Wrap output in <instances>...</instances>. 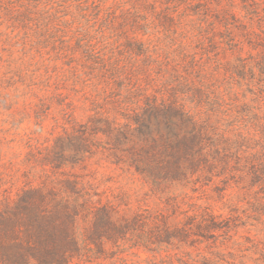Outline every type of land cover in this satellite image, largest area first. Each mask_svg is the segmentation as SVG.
Instances as JSON below:
<instances>
[{
    "label": "trees",
    "instance_id": "16d2710c",
    "mask_svg": "<svg viewBox=\"0 0 264 264\" xmlns=\"http://www.w3.org/2000/svg\"><path fill=\"white\" fill-rule=\"evenodd\" d=\"M3 1L0 12L22 9L46 26L48 38L60 42L56 47L53 42L56 53H82L88 70L81 68L76 79L82 83L89 76L105 90L90 101L83 122L74 117L75 105L57 93L62 130L52 138L36 139L30 150L35 163L30 171L41 167L46 176L42 185L29 181L15 198L0 199V264H79L102 257L108 244L121 252L136 248L156 256L183 245L230 239V231L246 222L238 208H230L224 216L208 205L179 201L172 195L165 197L164 209L123 213L118 198L103 201L105 191L91 174L66 170L83 167L86 158L98 155L132 169L160 194L172 185H190L193 192L210 187L223 198L227 187L234 186L248 194L247 202L255 212L264 214V50L259 56L238 58L229 68V78L249 79L247 85L257 89H252L251 100L262 103H242L238 110L233 108L237 94L231 87L218 91L222 83L210 82L205 67L210 57L203 54L214 53L217 45L206 48L200 24L195 32L178 31L154 20L136 22L143 35H163L142 40L133 37V7L116 15L104 7V0H21L19 5L6 0V7ZM143 2V9L150 6L155 11L154 4ZM240 3L246 21L239 25L249 34L248 42L255 38L264 49V0ZM170 4L165 7L166 17L177 27L179 19L172 15L176 5ZM228 5L234 7V0ZM196 12L201 14L200 9ZM78 17L97 24L96 34L87 33ZM218 21L228 29L240 18L225 9ZM254 22L259 32L250 29ZM43 106L49 108L45 101ZM28 138L27 143L35 137ZM181 202L189 207L182 209ZM174 214L183 216L178 224L169 221ZM185 253L188 258L177 260L196 264ZM227 254L232 258L225 260L227 264H247L241 258L235 262L232 252ZM163 262L146 260L147 264Z\"/></svg>",
    "mask_w": 264,
    "mask_h": 264
},
{
    "label": "rangeland",
    "instance_id": "374dc122",
    "mask_svg": "<svg viewBox=\"0 0 264 264\" xmlns=\"http://www.w3.org/2000/svg\"><path fill=\"white\" fill-rule=\"evenodd\" d=\"M12 1L16 5L21 3V0ZM104 1V7H109V10H113L116 15L133 7V37L142 40L163 37V35L158 33L143 35L142 30H138L135 26L136 22L154 20L156 24L164 23L177 28L178 31L193 29L195 32L200 24L203 28L202 33L207 37L204 40L206 48L217 45L216 50L213 48L214 53L203 54V58L204 55L210 57L205 62V67L210 72V82L214 85L222 83L218 91L230 86V90L237 94L236 105L232 104L228 107L233 106L234 109L239 110L242 103L251 106L262 104L251 100L254 97L252 91L257 89L247 85L246 81L249 80L247 76L248 80L229 78V68L238 62V58H248L249 55L259 56L264 50L260 44L255 43H260L255 38H253L255 42H248L249 34L239 25L241 21H246L240 0H234L232 8L228 5L229 0H147L154 4V12L150 6L143 9V0ZM3 2L6 7L7 1ZM170 2V5H176L172 15L176 21L179 19L177 27L166 17L165 7ZM199 9L201 14L196 12ZM225 9H229L240 18L236 26L230 25L226 29L223 23L218 21L223 17ZM22 11L18 9L9 12L3 9L0 12V199L15 198L24 185H29V181L32 185H42L41 181L46 176H43L41 167L34 166V171L32 173L30 171L35 164L31 162L33 160L30 150L33 149L36 139L42 140L44 136L52 138L62 130L61 125L64 120L56 104L57 93L62 94L66 101L75 105L74 117L77 121L83 122L89 113L90 101L97 95L102 96L105 90L102 83L97 84L89 76L82 83L76 79L75 73L80 72L81 68L88 70L86 66L84 67L82 53H56L53 42L55 47L59 46L60 42L48 38L46 26L38 24L34 16L31 15L30 19L29 14ZM200 18L203 20H199ZM211 21L214 22V26L209 25ZM77 22L90 35L96 34L98 25L93 24L92 20L88 22L86 18L78 17ZM255 22L250 29L259 32ZM40 34L44 36L38 41L37 37ZM105 34L108 35V32ZM126 35L131 36L132 33L128 31ZM261 36L264 35L261 33ZM112 40L111 38L110 41ZM120 40H124V37ZM226 42L230 43V46ZM232 43H235V46H231ZM136 63L137 57L133 54V66ZM42 101L48 103L49 108L41 107ZM240 117L241 115L237 119L240 120ZM28 136L35 138L27 143ZM29 143H31L30 147ZM28 158L31 160L27 161ZM66 170L91 174L94 182L99 184V189L105 191L103 201L105 198L117 201L115 199L118 198L121 200L119 207L123 213L129 214L144 208L164 209L165 197L172 195L177 196L179 201L183 199L187 203L208 205L213 212L224 216L230 213V208H238L243 218L242 222L246 221L243 222L244 225L239 224V227L230 231V239L219 237L215 243L211 240L203 241L195 247L183 245L168 252L156 253V256L136 248L129 250L123 248L124 251L121 252L122 249L119 251L115 246L108 244L102 257L79 264H147L146 260L153 258L158 262L165 260L161 264H185L177 260V258H188L185 252L197 260L196 264H227L225 260H232L227 254L228 251L235 254V262L241 258L247 264H264V214L255 212L247 202L248 194H244L234 186L227 187L223 198L218 197L210 187L204 192H193L190 185L185 187L172 185L165 193L160 194L153 191L132 169L112 164L109 159L99 155L86 158L83 167L78 166L74 169L66 167ZM34 174L41 175V178L33 177ZM180 207L187 209L189 206L181 202ZM182 219L183 216L178 214L169 217L171 224H178ZM221 242L226 245L220 247ZM212 252L217 253L214 255L211 254ZM174 253H176L175 257ZM168 254L172 256L171 259L167 257Z\"/></svg>",
    "mask_w": 264,
    "mask_h": 264
}]
</instances>
